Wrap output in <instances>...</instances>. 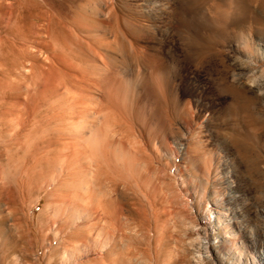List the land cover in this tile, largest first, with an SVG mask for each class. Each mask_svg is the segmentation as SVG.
<instances>
[{"label": "rangeland", "instance_id": "1", "mask_svg": "<svg viewBox=\"0 0 264 264\" xmlns=\"http://www.w3.org/2000/svg\"><path fill=\"white\" fill-rule=\"evenodd\" d=\"M7 1L0 264H264V73L234 51L264 49V1L223 31L190 0Z\"/></svg>", "mask_w": 264, "mask_h": 264}, {"label": "bare ground", "instance_id": "2", "mask_svg": "<svg viewBox=\"0 0 264 264\" xmlns=\"http://www.w3.org/2000/svg\"><path fill=\"white\" fill-rule=\"evenodd\" d=\"M249 1H251V0H249ZM262 1H264V0H261V2ZM7 2H9V0L7 1ZM235 1H233V0H190L188 3H186V5H185V7L184 8H182L183 9V14L184 15H187V17L188 18H194V16L195 17H198L199 19H200V21H202L203 23H205V25H212V26H214L215 28H217V29H220V30H226L227 29V27L229 26V25H231L232 23H238V22H243L244 20L243 19H245V17H243L242 16V12H244V11H247V8H246V10H245V8L243 9V6L242 7H240L239 8V15H237L238 14V12H237V14L236 13H234L235 12V9H234V11H232L231 10V8H232V6H231V4L232 3H234ZM236 3V2H235ZM234 5V4H233ZM244 5V4H243ZM236 7H237V9H238V6L236 5ZM246 7V6H245ZM233 8H235V7H233ZM186 22H189V20L186 18ZM196 20H198V19H196ZM199 21V22H200ZM200 26V25H199ZM188 28V27H187ZM209 28V27H208ZM187 30V29H186ZM212 30V29H211ZM216 30V29H215ZM247 38H246V34H244V33H242L238 38H237V41L235 42V44H234V51H235V53L238 55V56H241V57H244V59L247 61V65L249 64V66L250 67H252L253 69L255 68V70H256V68H258L259 69V71H261L262 73H264V49H262V47L257 43V44H254V43H251L249 40H247ZM241 43H242V45H241ZM105 45V44H104ZM122 50V49H121ZM123 51V50H122ZM149 53V52H148ZM125 54V53H124ZM123 55V54H122ZM123 58L125 57L124 55L122 56ZM121 57V58H122ZM137 58H140V60H143L142 61V65H141V68H140V70L139 71H137V75H138V72H139V77H141L142 78V84H143V86H145L146 87V89L150 86V75L151 74H153L154 72H155V70H158V67H159V65H157V59H155L156 58V55L154 56V54H151V55H147V56H145V57H143V55L142 54H140ZM136 58V59H137ZM245 61H243V63H244ZM138 64V63H137ZM245 67V66H244ZM241 68V67H240ZM125 69V68H124ZM101 73V72H100ZM105 74V77L106 78H109L110 77V74L109 73H104ZM241 74V73H240ZM239 74V75H240ZM136 75V76H137ZM156 75V74H155ZM125 78V77H124ZM124 81H125V79H124ZM124 81H123V83H124ZM140 81V80H139ZM258 81V80H257ZM257 81H255V80H253V84H256V85H258L259 83H257ZM136 83V82H135ZM96 84V83H95ZM120 84V83H119ZM262 85H263V83H261ZM123 85V84H122ZM261 85V86H262ZM65 86V85H64ZM259 86V85H258ZM145 89V88H144ZM148 92H150V91H148ZM151 94H152V92H151ZM78 95V94H77ZM71 98H72V96H71ZM77 102V101H76ZM84 104V103H83ZM82 108H84L83 109V111L86 113H84L83 115H84V122L83 123H88L89 121L88 120H91V119H94V117H96L95 116V112L94 111H92V110H90L87 106H83L82 105ZM92 112V114H91V112ZM82 115V116H83ZM91 117H93V118H91ZM100 120V119H99ZM97 123V122H96ZM86 125H89V124H86ZM92 125V124H91ZM93 126H96V125H94V123H93ZM86 128V127H85ZM92 128H94V127H92ZM94 130V129H93ZM82 134V133H81ZM89 134H91V132L89 133ZM191 134H192V130L190 131V130H187V134H184L181 138V142H179V145H178V148H180V149H178V154L181 152L182 153V155H184L185 154V156H187L186 155V153L185 152H187V150H185V148H184V144H186L187 145V143L189 142V135L191 136ZM80 137V136H79ZM75 138V137H74ZM88 138V137H87ZM76 141V140H75ZM79 140L77 139V141L76 142H78ZM94 143V142H93ZM77 144V143H76ZM72 145V144H71ZM86 145V144H85ZM75 145H74V143H73V147H74ZM180 146V147H179ZM187 147V146H186ZM76 147H74V149H75ZM83 148V150H84V147H82ZM81 148V149H82ZM80 149V150H81ZM72 150V149H71ZM82 150V151H83ZM79 151V150H78ZM86 152V151H85ZM78 153V152H77ZM80 153H81V151H80ZM79 153V156H81L82 154H80ZM83 153V152H82ZM174 153V152H173ZM77 155V154H76ZM83 155H85V153L83 154ZM175 155V154H174ZM75 156V155H74ZM65 158V157H64ZM70 158V157H69ZM87 158V157H86ZM85 158V159H86ZM89 158V157H88ZM68 159V157L66 158V159H64V160H67ZM73 159V158H72ZM82 159V158H81ZM80 160V159H79ZM91 161V160H90ZM67 162V161H66ZM84 163V162H83ZM89 164V163H88ZM91 164V163H90ZM94 164V163H93ZM82 165V164H81ZM92 165V164H91ZM65 166V165H64ZM89 166V165H88ZM82 167V166H81ZM90 167V166H89ZM89 167H87V168H89ZM79 168V167H78ZM86 167L84 168V169H87ZM92 168H93V165H92ZM80 169V168H79ZM91 170V169H90ZM83 172H84V170H82ZM86 171V170H85ZM88 171V170H87ZM74 173H75V171H73ZM83 172H81V175H82V173ZM207 172V171H206ZM205 172V173H206ZM210 171H208L207 173H209ZM78 173V172H77ZM96 173V172H95ZM92 174H93V172H92ZM97 174V173H96ZM96 174L94 175V177H96ZM74 175V174H73ZM78 175V174H77ZM91 176H93V175H91ZM204 177V176H203ZM206 177V176H205ZM99 180V179H98ZM100 181V180H99ZM76 182V181H75ZM95 185L97 184V182L95 183V182H93ZM98 183H100V182H98ZM208 184L209 183V181L207 180V178L203 181V184ZM94 184H91V186H93ZM91 186H90V188L89 189H91ZM88 187H86V189H87ZM94 188H96V187H94ZM93 187H92V190H89L88 189V191H89V193H90V191L91 192H93V191H95V189H94ZM94 189V190H93ZM98 189V188H97ZM97 189H96V191H97ZM100 189V188H99ZM98 189V190H99ZM83 191H85V190H83ZM95 191V192H96ZM94 192V193H95ZM99 192V191H98ZM84 193H86V192H84ZM88 192L86 193V195L88 196V197H90L88 194H89ZM93 193V194H94ZM100 194H101V191L99 192ZM90 194H92V193H90ZM93 194H92V196H93ZM97 194V197L100 195H98V193H96ZM96 194H94L95 196H96ZM85 195H83V197H84ZM81 197H82V194H81ZM82 197V198H83ZM94 197V196H93ZM101 197V196H100ZM100 197H98L99 198V200H101V198ZM86 200L85 201H87V198L86 197H84ZM206 199V198H205ZM84 200V199H83ZM97 200V199H96ZM207 200V199H206ZM100 201H98V203H99ZM104 205V204H103ZM206 205V204H205ZM97 206H100V204L98 205L97 204ZM105 206V205H104ZM101 207H102V205H101ZM94 209V208H93ZM99 209H101V208H99ZM78 210H80V209H78ZM86 210V209H85ZM98 210V209H97ZM93 211V210H92ZM210 211V210H209ZM76 212V211H75ZM95 212H97V211H95ZM217 212V214H213V215H209L208 214V217H207V219H209V224H212V223H214V221H218V219H219V216H220V212L219 211H216ZM98 213V212H97ZM96 213V214H97ZM87 214L88 215H90L89 214V212H87ZM79 215V214H78ZM205 215H207V214H205ZM100 216V215H99ZM91 217V216H90ZM99 218V217H98ZM95 219V218H94ZM93 219V220H94ZM66 221V220H65ZM95 221V220H94ZM93 222V221H92ZM202 222V221H201ZM91 225V224H90ZM205 229V228H204ZM202 230V229H201ZM204 232H206V230L205 231H203V233ZM107 238H108V236H107ZM206 248H207V246H206ZM74 253V252H73Z\"/></svg>", "mask_w": 264, "mask_h": 264}]
</instances>
